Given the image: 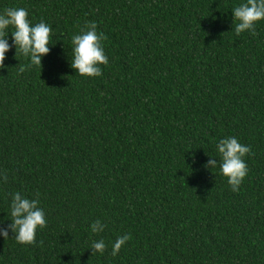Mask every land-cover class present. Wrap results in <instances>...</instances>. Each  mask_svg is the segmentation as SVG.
<instances>
[{
	"label": "trees",
	"instance_id": "16d2710c",
	"mask_svg": "<svg viewBox=\"0 0 264 264\" xmlns=\"http://www.w3.org/2000/svg\"><path fill=\"white\" fill-rule=\"evenodd\" d=\"M242 2L0 0L52 27L41 66L13 47L0 69V229L15 192L47 218L34 244L0 236V264H264V20L237 35ZM91 22L99 77L71 67ZM228 136L251 148L239 191L205 167Z\"/></svg>",
	"mask_w": 264,
	"mask_h": 264
},
{
	"label": "clouds",
	"instance_id": "9594fccd",
	"mask_svg": "<svg viewBox=\"0 0 264 264\" xmlns=\"http://www.w3.org/2000/svg\"><path fill=\"white\" fill-rule=\"evenodd\" d=\"M232 12L237 35L245 31L254 32L256 23L264 20V0H244L234 7ZM51 39V25L44 21L33 24L29 19L28 10L24 7L6 8L0 12V69L5 67L6 54L13 47L16 49V57L19 53L29 61L30 66H41L43 57L50 52ZM104 39V33L97 32L95 22L87 23L78 34L72 36L71 67L76 73L85 77L102 75L100 65H107L109 62L103 47ZM20 70L23 71L24 68ZM216 152L219 160L210 159L205 167L215 169L219 166L220 174L227 178L232 191H239L248 173L245 157L251 153V148L242 144L237 137L228 136L219 140ZM10 216L11 223L7 228L0 229V236L7 239L11 230L16 242L21 244L36 243L37 230L47 225L46 212L40 206V200L28 198L21 192H15L12 196ZM106 227L105 223L97 219L90 225V231L99 234L105 231ZM130 239L128 234L118 236L112 244V255H117ZM89 249H92V254H102L106 243L103 239L93 240Z\"/></svg>",
	"mask_w": 264,
	"mask_h": 264
}]
</instances>
